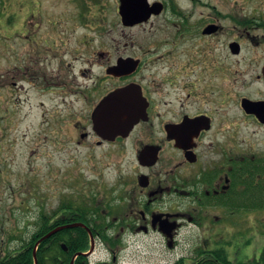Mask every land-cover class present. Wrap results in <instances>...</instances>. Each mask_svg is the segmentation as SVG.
<instances>
[{"label":"flooded vegetation","instance_id":"obj_1","mask_svg":"<svg viewBox=\"0 0 264 264\" xmlns=\"http://www.w3.org/2000/svg\"><path fill=\"white\" fill-rule=\"evenodd\" d=\"M88 3L103 13L102 0H72L67 21L77 4L78 21L92 24ZM114 4L120 38L131 44L86 48L83 67L56 83V94L66 106L71 93L82 103L69 113L75 144L129 154L131 175L110 186L77 181L42 210L40 238L56 231L39 243L47 241L41 264H129L122 252L138 245L151 248V264H238L233 250L264 231V0ZM36 64L27 59L24 78L41 90ZM113 94L131 104L119 116L131 122L99 134L97 109ZM100 248L105 256L95 257Z\"/></svg>","mask_w":264,"mask_h":264},{"label":"rangeland","instance_id":"obj_2","mask_svg":"<svg viewBox=\"0 0 264 264\" xmlns=\"http://www.w3.org/2000/svg\"><path fill=\"white\" fill-rule=\"evenodd\" d=\"M71 1L0 0L2 254L12 253L21 240H29L41 211L50 213L59 198L75 191L77 181L86 186L100 177L105 186H110L119 176L131 175L129 154L122 159L112 149L92 151L75 144L77 136L70 125L73 121L69 113L78 112L82 103L71 93L72 97L66 99L72 102L66 106L56 94L59 92L56 83L72 80L73 69L83 67L80 60L83 50H103L107 45L126 41L119 35L114 0H102L103 13L101 5L92 7L88 3L85 17L93 21L88 25L78 21L77 4L71 11L72 21H67L70 17L65 11L71 8ZM125 33L130 35L133 31ZM77 57L79 60L75 62ZM27 59L31 64L36 61L35 67L40 68L37 82L41 90L32 86L30 81L35 83V79L24 78ZM165 63L164 60L160 64ZM99 72L97 66L92 68L93 76ZM12 81L15 86H11ZM70 90L76 91L74 86ZM249 236L251 243L233 250L235 258L239 262L252 258L264 264V231L254 229ZM122 253L129 264L152 262L149 246L126 248ZM94 256L102 257L105 253L100 248Z\"/></svg>","mask_w":264,"mask_h":264},{"label":"water","instance_id":"obj_3","mask_svg":"<svg viewBox=\"0 0 264 264\" xmlns=\"http://www.w3.org/2000/svg\"><path fill=\"white\" fill-rule=\"evenodd\" d=\"M125 10L127 11V8ZM130 11H131L130 14H132V12H134V8L130 7ZM120 14L123 15L122 12H120ZM130 106L131 104H129V102L124 101L123 94L121 95L113 94L110 97H107L105 100L101 102L100 106L97 109L96 113L99 116H103L104 118L96 121L97 125L95 124V130L99 134H102L104 132L107 133L109 131L113 132V134L115 133L117 134L127 129V125L124 123L126 121L131 122V120L129 119L121 120L119 116L121 114H124V117L127 118L126 113H131V111L129 110ZM104 137L106 136L104 135ZM55 231L56 230L50 232L49 234L44 236L41 240L45 239L46 237H49ZM34 258H35V253H34ZM35 264H37L36 259H35Z\"/></svg>","mask_w":264,"mask_h":264},{"label":"trees","instance_id":"obj_4","mask_svg":"<svg viewBox=\"0 0 264 264\" xmlns=\"http://www.w3.org/2000/svg\"><path fill=\"white\" fill-rule=\"evenodd\" d=\"M39 219L36 222V230L31 235L29 240H21V244L18 248L13 250L14 252H6L4 255H0V264H34L33 258V248L37 240L43 235V232L40 231L39 227ZM53 237L52 239H54ZM20 239V238H19ZM72 239V238H71ZM71 239L68 240V245H70ZM77 238H74L76 240ZM47 242V241H46ZM42 244V246L46 244ZM39 245L36 249V259L38 264H41L42 254L41 250L42 247ZM239 264V263H238Z\"/></svg>","mask_w":264,"mask_h":264}]
</instances>
